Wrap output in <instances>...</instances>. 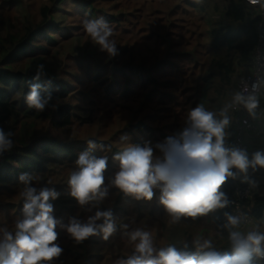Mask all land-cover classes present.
<instances>
[{
	"label": "rangeland",
	"instance_id": "374dc122",
	"mask_svg": "<svg viewBox=\"0 0 264 264\" xmlns=\"http://www.w3.org/2000/svg\"><path fill=\"white\" fill-rule=\"evenodd\" d=\"M78 1L80 2V0L71 1L68 4L65 2L59 7L60 10L56 11L61 30L52 34L53 41L56 43L55 48L51 50L52 54L41 60L40 63H34L33 60L24 61L22 67L26 72L36 71L40 75L61 77L70 84L73 79L81 77V74L84 76L88 72L92 77V81H86L83 84L75 81L70 90L72 98L57 103L59 106H73L71 112L73 122L70 127H58L54 124L52 118H49L51 116L49 114L48 117H44L35 125V134L30 132L27 142L36 152L39 151L43 140L47 138L58 139L65 143H75L78 154L88 151L90 156L96 158L106 156L108 157V169H117L118 172L119 160L114 159L115 156L122 154L129 147L143 148L145 143H148L145 144L146 146L151 142L155 143L153 134L149 135L148 132H145V134L139 131H134L130 135L125 134L128 128L136 125H148L155 130L159 128V122H155L153 119L155 116L158 119L165 120V122H161L162 124L172 125L177 117L181 122L188 121V114L192 110L197 89L203 86L200 79L202 75L207 73L212 61V56L209 53L207 55L209 43L207 25L209 23L214 25L215 21L220 20L223 10L230 6L233 0H202L200 9L189 8L186 0H92L95 3L94 7L97 8V5L101 3L105 8L106 16L104 15L103 18L109 22V26L113 30L110 39L115 41L118 49L115 56H110L102 51L87 34L83 22L86 19L95 18H90L88 11L84 12ZM47 4L48 0H0V36L4 37L8 29L15 26L16 28L22 27L30 20H33L36 24L40 23V9ZM216 7L220 9L218 13L215 10ZM203 8H205L204 11ZM255 15H258L257 12H255ZM146 17H150L152 23L147 25L145 23ZM203 17H205V22ZM189 19H191L192 24H187ZM188 25L189 27H187ZM183 27L187 32L184 33L181 30ZM143 28L145 34L141 36L139 34ZM171 33L173 36L168 39L167 36ZM159 35L164 39L162 44ZM199 35H201V40ZM165 39L170 44L176 45V47L171 48V45H169L165 49V46L163 47ZM200 42L202 46L199 48V55H196V59L193 56L187 62L183 58L173 61L178 65L180 71L176 69L174 71L163 66L168 55L192 53L196 51L195 44ZM196 60H201L204 67L193 71V63ZM40 65H43L42 69L39 68ZM98 69H100L98 80H93L94 75L97 76L99 73L94 75L92 73ZM118 71H126L132 79L137 80L140 89L126 94L125 90L129 86L128 83L123 85L119 80L116 81L117 79L111 80L112 76L117 75ZM117 76L119 77V75ZM244 76L243 73H238L236 76L231 93H226L223 99L221 114L217 119L222 120L224 115L228 118L229 123L224 127L223 139L224 147L228 150H233V147H229L226 137L234 132V115L232 111V107L236 103L234 97L239 93L237 89L238 82ZM119 78L124 82L122 76ZM147 78H151L154 84L152 85L150 81L144 83L143 79ZM197 81H200L199 85H197ZM171 83L177 85L175 92L172 87L175 88L176 86L171 85ZM155 93L159 95V101H162V96L165 93L174 95L178 104L175 105L174 102L166 105L161 104V106L154 104L150 105L149 108H144L148 105L149 98ZM12 127H10L11 132ZM13 136L19 139V133H15ZM89 140L95 141L96 147L94 149H97L95 153L88 147ZM214 141L215 137H213ZM163 143L165 142L161 141L160 144ZM155 147L159 150L157 146ZM8 154L4 153L0 157V163L6 162L5 158ZM153 157L157 158V155L153 153ZM58 159L60 161L48 164V169L51 172L47 174L46 179L41 178L31 184V186L37 188V191L47 187L54 189L59 194L55 200L50 198L48 203L52 204V215L59 221L54 229L57 234V240L54 243L62 248V253L48 264H84L82 258L77 259L78 255L75 257V250L80 248L78 243L66 231L65 226L72 219L80 220V217L86 219L85 222H87L88 215L84 214V210L91 213L101 199L91 200L85 205H80L71 195V186L69 185L70 176L75 172V169L79 170L76 164L77 160L70 162L63 159L62 156ZM116 171L109 178L106 177L105 173L102 174L105 184L111 181L117 173ZM245 174L246 179L244 178L242 183L252 187V197H254L258 193L257 190L264 187V167L258 165L257 169H248ZM23 187L24 185H19V187L10 186L9 190L0 197V228L12 231L13 236H15L16 221L23 219L22 210L25 203ZM62 202L65 203V207H74L71 218H69L70 213L68 211L64 212ZM69 203H71V206H69ZM149 204L152 205V201ZM124 206L133 219L138 217L135 216V213H132L137 205L127 204ZM149 212L143 211V218L149 215ZM214 213V210H211L198 222H195L196 217L180 215L177 218L176 214L167 210L165 217L170 222L169 226H179L182 230H185V233H187L185 243L195 245L197 248V242L203 244L205 241H210L212 250H215L217 240L213 222ZM67 217L69 220L66 222ZM122 222L127 223L128 221L122 218ZM130 231L132 232V229ZM250 232L264 234V229H261V225L256 222L248 232L244 233L247 235ZM120 233L118 232L117 235L119 236ZM115 234H111V239L105 240H103V233L93 236L96 241L110 243V245H106V250L108 249L112 253V255H109L110 259H113L109 264H116V261L123 259L130 251L128 247L131 244L129 239L124 234L117 238ZM197 250L207 251L208 249L200 250L197 248ZM118 254L123 257L118 256ZM88 255L92 254H87V257H92ZM106 263L107 261L102 264Z\"/></svg>",
	"mask_w": 264,
	"mask_h": 264
},
{
	"label": "trees",
	"instance_id": "16d2710c",
	"mask_svg": "<svg viewBox=\"0 0 264 264\" xmlns=\"http://www.w3.org/2000/svg\"><path fill=\"white\" fill-rule=\"evenodd\" d=\"M71 1L75 0H48V4L40 9V23L36 24L33 20H30L22 25V27L16 28L15 26L8 29L4 37L0 36V128H3L5 132H11L10 127L13 126L11 132L13 146L10 151L5 152L9 153L5 158L6 162L0 163V197L9 190L10 186L19 187V185H23L19 180L20 175L23 173H27L33 177V183L39 181L41 178L46 179V177H48L47 174L51 172V170L48 169V164L60 161L58 159L60 156L70 162L78 160L79 154L76 152L77 147L75 143H65L58 139L47 138L43 140L39 151L36 152L31 145H28L27 139L31 134L30 132L35 134V125L44 117H48L49 114L51 115L49 118H52V121L58 127H70L73 122L71 113L73 106H59L57 103L72 98L70 90L75 81L83 84L86 81H92V77L87 72L86 75L83 76L81 74V77L75 78V80L73 79L70 84L61 77L40 75L37 74L36 71L26 72L22 67L24 61L33 60L34 63H40L41 60L48 58V56L52 54L51 50L55 48L56 45L53 41L52 34L61 30V24L57 21L58 17L56 11L60 10L59 7L63 3L66 2L68 4ZM201 2L202 0H186L188 7H193L194 9H200ZM79 4L84 12L88 11L89 14H86H88L90 18L98 19L104 17V15L106 16L104 11L105 8H103L101 3L99 5L96 4L97 8L93 6L95 3H93L92 0H80ZM204 10L205 8H203V11ZM215 10L218 13L220 9L216 7ZM250 12L251 9H248L245 0H233L231 5L223 10L220 20L215 21L214 25H211V23L207 25L209 30L207 55L209 53L212 56V61L207 73L202 75L200 79L203 86L197 89L192 109L201 105L206 111L212 112L215 119H218L221 114L223 99L226 93H231V89H233L232 85L238 73H243L245 75L251 73L254 64L255 50L258 46L260 37L261 18ZM203 21L205 22V17H203ZM145 23L147 25L152 23L151 18L146 17ZM189 23L192 24L191 19L188 20L187 24ZM187 27H189V25ZM141 30L142 32H140L139 35L144 36L145 29L143 28ZM181 30L184 33L187 32L184 27ZM172 36V33L168 34L167 38L169 39ZM159 38H161V35H159ZM199 39L201 40V35H199ZM163 41L164 39L161 38V44ZM169 45H171V48L176 47V45L170 44L169 41L165 39L163 47L165 46L166 49ZM195 45L196 51L192 53L188 52L180 55L173 53L175 55H168L163 66L175 71V69L179 70L178 65L173 62L175 59L183 58L185 62L193 56H195L196 59V55H199V48H201L202 45L201 42ZM200 67H204L203 63L201 60H196L195 63H193V71L200 69ZM96 73L99 74L96 76L94 75ZM92 74L94 75L93 80H98L100 69ZM117 75H119V77L122 76L124 82H122ZM117 75L114 74L111 80L117 79L116 81L119 80L123 85L128 83L129 86L125 90L126 94L140 89L138 81L132 79L126 71H118ZM37 76H39V79H36ZM145 81H150L152 85L154 84L151 78L143 79L144 83ZM30 83H38L41 85L42 97L51 93L52 99L42 112L29 107L26 102L25 98L30 91ZM132 84L134 86H130ZM199 84L200 81H197V85ZM171 85L176 86L175 88L172 87L175 92V90H177V85L175 83H171ZM186 90L185 92L188 94ZM158 98L159 95L156 93L154 95L152 94L149 98L150 101L148 105L144 108H149L150 105L154 104H158L159 106L172 102H174L175 105L178 104L176 96L169 93L163 94L162 101H159ZM153 119L155 122H159V128L153 130L148 125H136L128 128L125 134L130 135L133 134L134 131H139L141 133L148 132L149 135L153 134V140H155L157 144L151 142L147 146L151 147L153 153L157 155V158L153 157V160L156 161L163 159V153L157 150L155 146H158L161 141L166 142L170 137H178L188 126V121L181 122L179 117H177L174 123L169 125L166 123L162 124L161 122H165V120L158 119L157 116L153 117ZM15 133H19V139L13 136ZM234 140L235 131L232 135L228 134L226 137L229 147H233ZM145 144H143V147L146 146ZM90 149L93 153L97 150L94 148ZM102 149L105 150L104 147H102ZM116 170L117 169H108L107 165L103 173L109 178ZM78 171V169H75V172ZM230 171L233 175L226 177L224 184L218 189V193H222L228 203L223 208L213 209L215 212L213 215V222L215 224L217 240L215 251L220 253H231L232 251V242L230 239L232 226L225 227V225L228 224V216H233L236 184L242 182L241 170L230 169ZM113 179L114 176L111 181ZM111 181L106 184L105 181L103 182L101 190L107 188V195L100 200L95 210L91 213L90 211L84 210V214H87L89 218L95 216L97 211H111V220L116 227V231L114 232L116 233L115 236L120 238L124 234L132 244L128 246L130 251H128L129 253L125 257L119 254L118 256L127 259L136 251V245L139 243V240L132 241L130 239L128 235V233H131L130 229H132V232L137 229L147 232L157 252L169 246L175 247L178 251H198L195 245L185 243L187 234L185 230H182L179 226H169L170 222L167 220V217H165V215H167L166 209L160 203V190L158 188L153 189L154 196L153 199L150 200L152 201V205H150V201L148 200H138L133 195H126L119 188L113 186ZM64 204L65 203H63L64 212L68 211L70 213L69 218H71L74 207H65ZM127 204L138 206H135L136 209H133L132 212L135 213V216H138L137 218H132L128 209L124 206ZM244 205L251 208L255 221L261 222L264 226V196H256L252 201L246 200ZM69 206H71V203H69ZM143 211H150L148 213L149 215H146L145 218H143ZM204 217L205 215L196 216L195 222L201 221ZM69 218L67 217L66 222ZM122 218H125L128 222L121 223ZM79 219L81 222L86 223V219L84 220L82 217ZM97 223H103V219L98 220ZM124 229L125 232L123 233ZM118 232H121L119 236L117 235ZM111 238L110 235L107 239ZM103 240H105V238ZM107 244L110 245V243L96 241L93 236H90L83 242L78 243L80 249L75 250L74 255L75 257L78 255L77 259L82 258L84 264H102L106 261V264H109L113 259H110L109 256L112 255V253L108 251V249L106 250ZM110 248H112V246H110ZM87 254H92L88 255L92 257H87ZM104 259L107 260L104 261ZM255 261L256 264H264V262L259 263L256 258ZM41 264H48V262L42 261Z\"/></svg>",
	"mask_w": 264,
	"mask_h": 264
},
{
	"label": "clouds",
	"instance_id": "9594fccd",
	"mask_svg": "<svg viewBox=\"0 0 264 264\" xmlns=\"http://www.w3.org/2000/svg\"><path fill=\"white\" fill-rule=\"evenodd\" d=\"M254 2L264 7V0ZM83 24L87 34L102 51L110 56L117 54L116 43L110 39L113 30L106 19H86ZM39 68L42 69L43 65ZM29 89L25 98L28 106L44 111L52 99L51 93L42 97L38 83H30ZM234 100L243 103L249 112L257 106L254 96L245 98L238 93ZM228 123L226 115L222 120H217L212 112L198 105L188 114V126L179 136L170 137L157 146L163 153V159L154 161L153 149L149 146L129 147L115 156L114 159L119 160V171L111 181L112 185L126 195L148 201L153 199V189L158 188L161 205L168 212L176 214L177 218L180 215H205L215 208L225 207L228 201L222 193H218V189L226 177L233 175L230 169L236 167L243 172L249 166L264 167V154L260 152L254 155L250 164L246 153L225 149L224 127ZM11 136V132L0 128V157L11 150ZM88 145L89 148L96 147L92 140L88 141ZM76 164L79 171L69 179L71 195L80 205L103 199L107 195V188L101 190L104 182L102 173L107 167L108 157L96 158L84 151L79 154ZM19 180L24 185L23 219L16 221L15 236L12 231L0 228V264L51 262L61 255L62 248L54 243L57 240L54 229L59 221L52 215L53 206L48 201L50 198L55 200L59 194L47 187L37 191L36 187L31 186L33 177L27 173L21 174ZM111 216V211H97L86 223L72 219L65 226L66 231L77 243L98 233H103L107 239L116 231ZM101 219L103 223L98 224L97 221ZM239 223L238 217L228 216L225 227H237ZM128 235L132 241L139 240L136 251L127 259H119L116 264H256L255 257L264 256V234L256 232H250L246 237L238 231L231 232V253L212 250L210 241L203 244L197 242L196 245L198 249L207 251H178L169 246L157 252L147 232L137 229Z\"/></svg>",
	"mask_w": 264,
	"mask_h": 264
},
{
	"label": "built area",
	"instance_id": "2783aa9c",
	"mask_svg": "<svg viewBox=\"0 0 264 264\" xmlns=\"http://www.w3.org/2000/svg\"><path fill=\"white\" fill-rule=\"evenodd\" d=\"M248 9H256L261 18L260 37L255 50L254 64L251 73L245 75L238 83V92L245 98L254 96L257 106L251 112L243 103H235L232 107L235 126V140L233 150L246 153L247 157L254 158L257 152L262 153L258 148H250L246 142V137L258 131L259 122L264 119V7L254 0H245ZM255 86V87H254ZM264 154V153H262ZM238 168L232 167L231 170ZM253 196V189L250 185L238 183L235 187V201L233 202L234 217L240 219L237 227H232L233 231L243 233L255 224L254 215L251 208L244 205L246 200ZM259 263L264 262V256L255 257Z\"/></svg>",
	"mask_w": 264,
	"mask_h": 264
},
{
	"label": "crops",
	"instance_id": "0c3cea01",
	"mask_svg": "<svg viewBox=\"0 0 264 264\" xmlns=\"http://www.w3.org/2000/svg\"><path fill=\"white\" fill-rule=\"evenodd\" d=\"M254 11L257 12V14H258V11L256 9H251V12L250 13L255 14ZM246 142H247V144L249 145L250 148H254V149L255 148H258L260 151H262V153H264V119H262L259 122V124H258V131L255 132V133H253V134H251V135H248L246 137ZM248 160H249V162L251 164V161L253 159L250 158V157H248ZM251 168L257 169L258 168V165L254 166V167L253 166H249L246 171H248V169H251ZM246 171H243V172L241 171V173H242V180H244V178L246 179V174H245ZM257 192L258 193L256 195H254V197H256V196H264V187L258 189ZM254 197L252 199H254ZM252 199H251V201H252ZM257 224L258 225H261V229L262 228L264 229V226L261 224V222H257ZM250 228H248L247 230L249 231ZM247 230L244 231V232L245 233L248 232ZM244 232L241 233V235L246 237L247 235ZM262 247H264V246H262Z\"/></svg>",
	"mask_w": 264,
	"mask_h": 264
}]
</instances>
